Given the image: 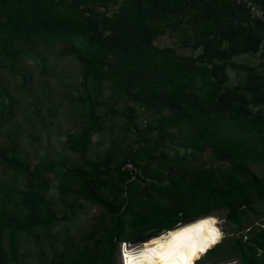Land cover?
Instances as JSON below:
<instances>
[{
	"label": "trees",
	"instance_id": "1",
	"mask_svg": "<svg viewBox=\"0 0 264 264\" xmlns=\"http://www.w3.org/2000/svg\"><path fill=\"white\" fill-rule=\"evenodd\" d=\"M251 1L264 9V0ZM164 36L176 40L157 44ZM31 44H63L81 63L84 92L72 103L84 107L85 124L66 139L80 162L32 165L19 143L0 144V172L26 178L23 186L0 180V264H23V241L51 238L83 201L101 208L105 238L93 230L40 264H115L122 240L148 241L220 209L239 225L264 200V21L239 0H0V68L18 72ZM244 55L260 61L240 62ZM230 68L246 73L236 85ZM22 75L25 89L30 76ZM0 85V96L10 95ZM106 86L111 96L102 99ZM3 108L0 129L10 121ZM120 114L118 147L90 158L93 138ZM174 144L185 153L171 156ZM208 152L222 164H204ZM56 180L61 209L49 197ZM244 236L229 238L242 264H264V229Z\"/></svg>",
	"mask_w": 264,
	"mask_h": 264
},
{
	"label": "rangeland",
	"instance_id": "2",
	"mask_svg": "<svg viewBox=\"0 0 264 264\" xmlns=\"http://www.w3.org/2000/svg\"><path fill=\"white\" fill-rule=\"evenodd\" d=\"M175 40L176 37L164 36L157 40V44H173ZM62 46L63 44H31L20 62L18 72H12L8 68H0V80L8 88L10 95L14 97L13 108L10 109L7 106L10 102V95L0 96V108L5 106L3 108L4 118L10 119L9 122L1 126L0 144H6L9 141L19 143L21 150H18V156L30 161L32 165L45 159L55 162L56 167L65 169L78 165L80 162L78 154L70 150L66 139L68 132L79 129L85 124L79 118V113L84 111V107L72 103L78 100L84 92V72L77 56L63 54ZM181 50L183 51V49ZM238 60L253 64L259 63L260 57L244 55ZM23 73L30 76L29 84L25 89L21 87L24 83ZM245 74V72L238 73L230 68V84L236 85L244 79ZM110 96L111 90L106 86L102 99H107ZM118 108L122 111L124 104L120 103ZM102 110L99 108L98 112L100 113ZM141 112L145 113L146 111ZM144 115H146L144 118L149 116V114ZM126 119L121 114L116 119H110L109 116L105 128L93 138L88 153L90 158H100L108 149L118 147L113 139L118 134L120 136L124 134L121 131H116V129L124 124ZM144 120L138 121L141 126L146 124ZM114 124L116 125L113 126ZM112 131L115 133L112 134ZM12 133L14 134L13 137ZM126 136L131 141L137 137L136 133L126 134ZM167 150L171 156H174L176 151L180 155L185 153V149L176 144L168 146ZM207 154L204 164L210 166L222 164L211 152ZM195 165L201 166V163L195 161ZM0 180L14 184L19 183L23 186L26 178L25 175L15 176L14 172L10 171L6 174L0 172ZM59 195L58 181L56 180L52 183L49 197L59 201ZM83 202L84 204L75 214H73L72 208L68 207L65 219L53 229L54 235L51 238L43 235L39 241L35 240L34 237L30 242L23 241L22 249L26 252L23 264H40L50 260L66 245L72 247L70 241H78L80 237L91 233L93 230L105 238V228L109 222L107 219L103 222L100 220L101 208L87 201ZM62 206L59 201L57 207L61 209ZM254 206L255 210L248 209L239 225L228 221V209H220L213 213L215 218L217 217V225L224 232V237L218 243L219 245L222 244L223 248L216 247L215 251L207 253L208 249L200 255L204 258L199 264H242L239 254L232 246L229 238L244 234V238L247 239L258 231L259 226L264 229V200L257 198ZM60 230L61 232H59ZM163 233L164 231L160 234ZM148 242L150 240L143 243L147 244ZM88 243L92 246L94 240H90ZM136 244L131 245L130 249L135 250L142 243L138 246ZM104 246H106L104 243H99V247ZM120 246L119 242L115 251V264H124Z\"/></svg>",
	"mask_w": 264,
	"mask_h": 264
},
{
	"label": "bare ground",
	"instance_id": "3",
	"mask_svg": "<svg viewBox=\"0 0 264 264\" xmlns=\"http://www.w3.org/2000/svg\"><path fill=\"white\" fill-rule=\"evenodd\" d=\"M216 218L215 215L211 213L208 215L201 216L198 219H195L191 222L181 224L175 230H165L162 235L160 234L159 236L151 238L150 242H148L147 244L142 242V244H140V246H138L137 249L135 250H132L126 244L121 243L120 251H121L123 263L127 264V262H130V264H184L189 259L193 246H195L197 249V255L201 257L200 255L202 253H200L198 249L200 245L203 242H205V238L211 234L210 228H218L219 232L222 234L221 238L224 236L223 230L217 225L218 222ZM202 220H214L216 221V223L206 225L198 230H194L189 235L183 236L178 240L174 239L173 235H170V234L179 233L182 229L189 228L192 225H197ZM153 241H158L160 244H163L165 247L159 248L157 244L152 243ZM170 241L172 242L171 249H169ZM217 243L211 245L210 247H207L206 251L210 249L212 246H215ZM146 247L156 248L158 253L163 252L166 254L163 257L157 254H149V256L146 258L145 256L140 255V253L144 251ZM194 259L195 258H192V260Z\"/></svg>",
	"mask_w": 264,
	"mask_h": 264
},
{
	"label": "snow or ice",
	"instance_id": "4",
	"mask_svg": "<svg viewBox=\"0 0 264 264\" xmlns=\"http://www.w3.org/2000/svg\"><path fill=\"white\" fill-rule=\"evenodd\" d=\"M210 221L212 223H214V220H202L197 225H192L189 228L182 229L179 233L170 234V235H173L174 239L178 240V239H180L183 236L189 235L194 230H198V229H201L202 227H204L206 225H210ZM210 230L211 231H216V229H214V228H210ZM152 243L157 244L159 248H164L165 247L163 244H160L158 241H153ZM171 247H172V242L170 241L169 242V249H171ZM206 249H207V246H201V247H199L198 251L200 253H203L204 251H206ZM149 254H157V255H160L161 257H163L166 253H163V252H159L158 253L156 248H147V247L145 248L144 251H142L140 253V255L145 256L146 258L149 256ZM191 256L192 257L197 256V249H196L195 246H193V248H192ZM133 258H135V257H133Z\"/></svg>",
	"mask_w": 264,
	"mask_h": 264
},
{
	"label": "clouds",
	"instance_id": "5",
	"mask_svg": "<svg viewBox=\"0 0 264 264\" xmlns=\"http://www.w3.org/2000/svg\"><path fill=\"white\" fill-rule=\"evenodd\" d=\"M130 163H132V162H130ZM129 164V163H128ZM128 164H127V168H128ZM133 164V163H132ZM128 170H130V171H135L136 170V168L134 167V169H129L128 168ZM214 223H216V221H214ZM214 223H212L211 221H210V224H214ZM183 224V223H182ZM185 224V223H184ZM181 225V224H180ZM179 225V226H180ZM178 226V227H179ZM177 229V228H176ZM214 229H216V231H211L210 230V235L209 236H207L206 238H205V242H203L201 245H200V247L201 246H207V247H210L211 245H213V244H215V243H217L219 240H220V238H221V233L219 232V229L218 228H214ZM223 235H224V232H223ZM224 237V236H223ZM222 237V238H223ZM221 238V239H222ZM126 244L127 246H131V245H135L136 243H132V242H130V241H128V240H122V241H120V244ZM139 244L140 243H142V242H138ZM139 244H136L137 246L139 245ZM212 249V248H211ZM210 250V249H209ZM192 258H195V259H199V256L197 255V256H195V257H192L191 256V253H190V256H189V259L186 261V264H192ZM127 264H130V262H127Z\"/></svg>",
	"mask_w": 264,
	"mask_h": 264
},
{
	"label": "built area",
	"instance_id": "6",
	"mask_svg": "<svg viewBox=\"0 0 264 264\" xmlns=\"http://www.w3.org/2000/svg\"><path fill=\"white\" fill-rule=\"evenodd\" d=\"M239 3H243L254 16L260 17L264 21V9L258 4L252 2L251 0H239ZM128 168L134 169L133 164L129 163Z\"/></svg>",
	"mask_w": 264,
	"mask_h": 264
}]
</instances>
